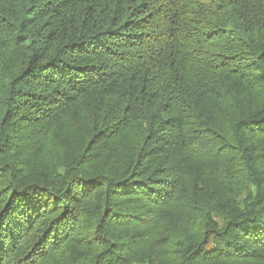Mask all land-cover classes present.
<instances>
[{
	"label": "trees",
	"instance_id": "16d2710c",
	"mask_svg": "<svg viewBox=\"0 0 264 264\" xmlns=\"http://www.w3.org/2000/svg\"><path fill=\"white\" fill-rule=\"evenodd\" d=\"M0 264H264V0H0Z\"/></svg>",
	"mask_w": 264,
	"mask_h": 264
}]
</instances>
